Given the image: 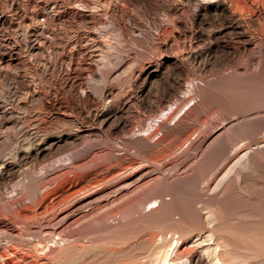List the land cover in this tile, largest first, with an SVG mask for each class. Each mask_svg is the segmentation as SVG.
<instances>
[{
	"label": "bare ground",
	"instance_id": "6f19581e",
	"mask_svg": "<svg viewBox=\"0 0 264 264\" xmlns=\"http://www.w3.org/2000/svg\"><path fill=\"white\" fill-rule=\"evenodd\" d=\"M149 4L157 5L161 14L160 18L153 20L158 19L154 22V26L150 21L152 30H149L151 26L149 27L145 13L135 14L137 11L133 9L134 5H138L136 7L145 12ZM188 9L190 10L188 12H191L190 16L187 15L189 13L186 14ZM209 22H214L215 25L220 24V29L214 32L206 30V32L204 27ZM27 23H29L28 26H26ZM67 27L75 31L66 32L64 28ZM114 31H117L118 37H114L112 34ZM263 32L264 0H253V2L249 0H54L52 3H49V0H0V98L7 99L11 97L12 92L15 95L23 90L31 92L29 98L28 96L24 98L25 104L18 103L16 108H6L0 100V201L4 202H0L2 204L0 209L11 214L13 216L11 220L15 217L21 221L27 218L29 212H45L44 215L41 213L42 217L51 213L47 218L45 217L47 222L40 221V224L47 223L42 226L40 233L49 237L47 238L49 245L54 242L52 246L48 245L50 252L46 250L48 256L53 257V261L57 257L56 253L63 250L53 247L54 244L59 243L56 241L58 238L59 241L65 242L68 240L66 239L68 236L65 235L68 229L73 231L74 228L71 227H76L75 224L80 221L94 214H102L96 220L100 224L98 230L100 232L107 231L109 234L115 225V223L109 225L111 221L120 223L130 221L133 225L131 235L128 233L127 236L125 232L127 237L125 236L124 239L118 237L126 244L125 249L111 250L107 244L110 248L108 251L96 249L99 252H95L101 258L107 256L113 259L112 264H146L149 261L150 263L153 261L151 264L154 262L156 264H264V192L262 191L264 181L260 178L261 183L255 180L256 174L259 176L261 169H264V145L258 151L256 149V153L249 152L247 148L240 160L237 158L239 169L237 167L236 173L230 171L232 178L229 174L224 175L209 194L206 192L208 190L206 186L198 193L200 174L203 179V175L206 176L211 172L218 160L222 158V161L229 156L230 147L227 149L225 145L224 132L221 134V130H217L213 135H203L204 137L199 138L196 141L198 149H203L212 141L211 146L200 156L205 166L200 167V170L192 166L193 168L191 167L189 171L186 167L188 172L181 174L185 168V163L179 164L181 161L170 167L168 173L163 172L169 153L165 154V149L161 148L162 151H159L160 138L155 142L152 141L161 131L170 132L172 126L167 125L165 122L167 119L165 121L160 119V124L158 122V126L156 125L158 129H152L153 131L150 132L149 127L155 128L156 126L152 127L153 122L158 121L167 112L169 106L180 102L181 97L178 93L181 88L176 87H180L183 81L180 78L187 74L189 68L202 75L208 70V65L213 63L221 67L222 70H219L222 72L223 70L231 71L234 74L242 70L244 71L242 73L251 72L255 74L254 76L264 74L263 58L258 59L252 69H249L247 65L240 66L238 60L242 59V56H247L250 63L254 62L258 55L253 57L252 53L256 50L261 56L264 55ZM63 39H67L66 45L72 48L71 52L66 53L63 48V50L55 48ZM181 40L184 41L180 46ZM204 40H207V44L203 46ZM57 42L60 43L57 45ZM46 48L52 49L49 60L41 58ZM23 54L29 55L31 61H26ZM115 54H124V56L122 55L115 68L113 65L114 69L102 75V71L110 67L107 65L116 58ZM236 60L239 61L238 64ZM24 70L34 77L33 80L39 81L41 86L36 85L35 90L32 91ZM85 76H89L90 81L103 77L107 83L99 93L97 87L88 84ZM187 78L191 83L193 82L189 76ZM93 82L95 83V80ZM44 83H50L51 87L46 88ZM201 84L199 87L203 85ZM195 85L193 83L190 86L191 90L188 86L190 92H197L198 86ZM208 87L210 88V85ZM192 93L189 94L193 96ZM221 94L223 95V92ZM233 97V94L229 96L232 102L230 111L225 109L224 113L228 112L226 114L235 119L245 117L244 111L250 108L245 107L246 105L244 108L243 101L241 104L237 103L238 100L235 98L238 97ZM29 100H32V106H27L26 102ZM256 102L253 103L252 110L257 108L259 111L264 108V99L256 100ZM212 103L211 99L210 104ZM226 107L228 110L229 106ZM226 107L223 106L220 111L223 112ZM33 108L38 109L37 114L31 111ZM21 109H25L27 113L18 116L17 110ZM133 110L136 111V122L132 121ZM171 115L170 112L169 116ZM149 121L152 125L147 124ZM225 129L228 140L237 141V137L243 134L252 139L260 132L261 135L264 132V120L246 119L240 121L238 125L228 124L224 127ZM177 131L181 133L180 129ZM261 139L263 138H260L259 142ZM192 140L193 138L190 141L195 143V140ZM251 142L253 144L256 140ZM156 149L158 152L153 154L152 152ZM120 152L122 154H118ZM133 157L139 160L131 162L135 160L132 159ZM128 161L130 164L123 167L126 162L129 163ZM32 163L38 164L39 168H35L39 169V172L35 169L33 171L27 169ZM151 168L157 172H150ZM59 169L62 171L60 174L57 172ZM91 170L97 173L86 179L80 177L82 173H88ZM14 181L17 182L14 184L16 186L14 193L17 192L16 196L13 194L15 197L9 194L13 189L9 191L7 189L11 188L6 186V184L12 186L13 184L10 183ZM54 184H56L55 187H53ZM250 184H252L251 187L257 185L258 189L263 186L260 192V189H256L260 194L263 192L262 195L256 193L254 187L251 188L254 189V196L258 194L254 197L251 194L252 191H249ZM260 184H262L261 187ZM44 189L47 190L42 193L41 190L44 191ZM7 191L11 197H14L13 199L5 195ZM241 193H245L244 199L235 201V196ZM154 204L156 206L147 210L149 205ZM49 207L51 210L48 212ZM253 211L259 216L256 218L257 221H252L253 224L251 223L249 228L246 221L243 222L246 225L244 229H241L242 226H236L241 221L239 219L243 218L237 219L239 222L236 221V224H231L233 222L231 221L228 225L225 221V218L229 216L238 218L239 214L243 213L251 216ZM248 214L244 219L251 220L252 217L255 219L254 214L251 217ZM34 217L38 216L34 214L32 218ZM0 219L2 220L0 221L1 236L13 228L5 219L6 222L1 217ZM13 220L12 223H14ZM39 220L38 217V222ZM25 223L28 222H22V225ZM52 223L55 225L50 227ZM16 224L18 225L17 222ZM89 224L91 225V222ZM26 225H23L24 229ZM79 229L77 231L75 228L77 233L73 231L74 234L71 231L68 232L73 236L81 237L83 231ZM27 231L24 230L25 233ZM88 232L86 230V233ZM112 232L116 233L115 230ZM31 233L29 232V236L33 239ZM103 233L106 234V232ZM18 234L21 236L20 233ZM9 235H11V241L7 245L10 247H6L5 253L9 258H12L10 255L20 257L24 264L53 262L49 260L48 263L44 257L40 259V256L39 258L31 256L36 254L27 255L29 252H25L26 255L23 253V256L18 255L23 248L17 245L19 240L17 241L18 238L13 233ZM41 236L39 235L40 238ZM25 237L27 239V236ZM113 238L114 242L118 239ZM26 239L23 240L26 241ZM63 242H61L62 245ZM67 246L64 247L67 248ZM73 247L76 246L73 245ZM28 248L27 251L30 249ZM132 248L133 250L135 248V252L131 250ZM136 248L139 249L137 252ZM32 250L34 251L33 248ZM240 250L246 251L247 254H242ZM69 252L71 254V251ZM69 252L67 251L66 255L69 256ZM58 257L57 260L60 259ZM0 264L8 263L1 261ZM63 264H72V261L63 262Z\"/></svg>",
	"mask_w": 264,
	"mask_h": 264
},
{
	"label": "rangeland",
	"instance_id": "374dc122",
	"mask_svg": "<svg viewBox=\"0 0 264 264\" xmlns=\"http://www.w3.org/2000/svg\"><path fill=\"white\" fill-rule=\"evenodd\" d=\"M58 1H62V0H58ZM250 2H253V0H249ZM52 2H54V0H49V3H52ZM231 5V4H230ZM136 6H138V5H134V7L135 8H137ZM133 8V7H132ZM135 8H133L134 9V11H137V12H135V14L136 13H138V14H142L143 15V13H145V16H146V18H147V20L149 21V27L151 26V25H153L154 24V22L156 21H158V19L157 20H155V21H153L154 19H156V18H160V16H161V14L159 13L160 11H159V8H158V6L157 5H155V4H149L148 5V8H147V10L144 12V10L143 9H139V8H137V9H135ZM153 10V11H152ZM158 11V12H157ZM188 11H190L189 9L187 10V12H186V14L187 13H189ZM191 13V12H190ZM190 13L189 14H187L188 16H190ZM160 15V16H159ZM153 17V19H152V17ZM156 16V17H155ZM155 17V18H154ZM162 18V17H161ZM150 21H152L151 23H150ZM209 23H212V24H209ZM205 27H204V29H205V31L207 30L208 32H210V31H212V32H214V31H217V30H219L220 29V24H218V23H216V25H215V23L214 22H209ZM151 24V25H150ZM29 25V23H27V25L26 26H28ZM154 26V25H153ZM209 26V27H208ZM70 28V27H69ZM68 27L67 28H64V30L67 32H69V31H71L72 33L75 31V29H69ZM152 28V26L149 28V30H152L151 29ZM212 28V29H211ZM206 31V32H207ZM113 35H114V37L115 36H117L118 37V35H116L117 34V31H114V33H112ZM263 36H264V32H263ZM115 41V40H114ZM184 40H181V41H179L180 42V46L182 45V42H183ZM67 42V39L65 40V39H63L62 40V44L60 43V42H57V45L60 43V45H56L55 44V46H57V47H55V48H60L61 50H63L64 49V51L66 52V53H69V52H71L72 51V48L69 46H67L66 43ZM117 42V41H116ZM263 43H264V40H263ZM262 43V46L264 47V44ZM207 44V40H204L203 41V43H202V45L204 46V45H206ZM63 48V49H62ZM257 51V50H256ZM256 51H254V53H252L253 54V57H256L257 55L259 56H257L256 58H255V61L254 62H252V63H250V61L248 60V57L247 56H242L241 58L242 59H238L239 61H237V64H238V62H239V65L240 66H242V67H244V66H248V68L249 69H252V67H254V65L255 64H257V62H258V59H260V58H263V60H264V55H260L258 52H256ZM256 52V53H255ZM51 53H52V49H49V48H46V51H44L43 53H42V55H41V58H43V59H46L47 58V60H49V56H51ZM258 53V54H257ZM118 55H119V58H118ZM123 56H124V54H122ZM121 54H115V56H116V58H114L116 61H114V59H112L113 61H111L110 63L112 64V65H110V63H109V65H107V66H110V67H106V69H104L103 71H102V75H106V73L110 70L111 71V69H114L115 67H116V65L119 63V60H121V57H123ZM256 55V56H255ZM23 56H24V58H25V60L26 61H28V62H30L31 61V57L29 56V55H27V54H23ZM246 57V58H245ZM118 60V61H117ZM249 62H248V61ZM242 61V62H241ZM114 63V64H113ZM248 63V64H247ZM250 63V64H249ZM213 63H211V64H209L208 65V67H207V71H205V73H203L202 75L198 72V73H195V72H197V71H195L194 72V70H189L188 69V72L190 73V75H189V73L187 72V74L185 73L184 74V76H185V78H184V76L182 77V78H180V79H182L183 81H182V83H180V87L179 86H177L176 88H181L180 90H179V93H178V96L179 97H181V100H180V102H177V105H176V103L175 104H173L172 106H169V108L166 110L167 112L164 114V115H162L161 116V118H159V120L158 121H156V122H153V125H152V122L151 121H149L147 124L148 125H152V127L153 126H158V122H159V124H160V119H162V121H165L166 119V121L165 122H167V125L169 126V127H171V129L172 130H170V132L168 131V133H167V131L166 130H164V131H161L160 133H158L156 136H157V138L155 137L152 141L153 142H155V141H157V139H161V143H160V146L158 147L159 148V151H162L163 149H165L164 151H165V154L167 153H169L168 155H169V159L167 160V164L165 165V167H164V171L163 172H169L170 171V169L173 167V166H175L176 164L175 163H177L178 164V162H180L181 161V163H179V164H182V163H185L184 165V169H183V172L181 171V174H184L185 172L187 173L190 169H192L193 167L192 166H194V167H198L197 169L198 170H200L201 168L200 167H202V166H205V162L203 161V159L200 157V156H202L203 154V152H205L206 151V149L208 148V147H210L211 146V144H212V141H210L207 145H206V147H204L203 149H198L197 148V142L196 141H198V139L199 138H202V137H204V136H210V135H213L217 130H221V134H222V132H224L223 133V136L225 135V137H226V143H225V145L227 146V149L230 147V149H228V152H230V153H228V157L226 156L225 158H226V161H225V158L221 161V159L220 160H218L217 161V163H215L214 164V166H213V170H211V172H209V173H207V175L206 176H204L203 175V179H204V177H205V179L203 180L202 179V174H200L201 172H198L200 175H201V180H200V182H201V186H200V182H199V187H198V193L199 192H201V190L202 189H204V187L206 186V188L208 187V190H206V192H207V194H209L210 192H211V190H212V188H214V186L217 184V182H219V180L221 179V178H223L224 177V175L225 176H228V174H229V176L231 177H233V175H231V173H236L238 170H237V167H238V169H239V166H238V160H240V158L242 157V155H244V152H246L247 151V148H248V151L249 152H255L256 153V149H257V151L259 150V148L260 147H262L264 144H263V142H264V135H263V133L264 132H262V135H261V132H260V134H257L254 138H252L251 139V137L250 136H248V135H245V134H243L242 136H244V137H242V136H238L237 137V141H235V140H228V138H227V134L228 133H226L225 131H226V129L224 130V127L225 126H228V124H236V125H238L239 123H240V121L242 122V120L243 121H245L246 119L247 120H252V119H262V120H264V108H262V109H259V111L257 110V108L253 111L252 110V106H253V103L254 102H256V100H261V99H264V74H260L259 76H254L253 74H251V72H249V74H248V72H247V74H246V72L245 73H242V72H244V71H240V72H235L234 74H233V72H229V71H224L223 70V72L222 71H220V70H222V69H220L219 67H217L215 64H213L214 65V67H213V65H212ZM113 65H114V68H113ZM252 65V66H251ZM108 68V69H107ZM218 68V69H217ZM220 69V70H219ZM219 71V72H216V71ZM27 70H24V72H25V75L27 76V81H28V83L29 84H31V86H32V91L33 90H35L34 88H35V86L36 85H39V86H41V84L39 83V81H37V80H33V76L32 75H30V73L28 72V75H27V72H26ZM250 71V70H249ZM195 74H194V73ZM213 72V73H212ZM229 72V73H228ZM224 73V74H223ZM226 73V74H225ZM231 73V74H230ZM240 73V74H239ZM198 74H200V75H198ZM222 74V75H221ZM246 74V75H245ZM221 75V76H220ZM230 75V76H229ZM232 75V76H231ZM233 75H235V76H233ZM242 75V76H241ZM244 75V76H243ZM250 75V76H249ZM253 75V76H252ZM187 76H189V78H191V80L193 81L192 83H191V81L190 80H188V78H187ZM190 76H192V77H190ZM201 76V77H200ZM203 76H205V77H203ZM212 76V77H211ZM216 76V77H215ZM218 76V77H217ZM225 77L224 79H223V77ZM240 76H241V78H240ZM246 76H248V78L246 77ZM89 76H85V79H86V81L88 82V84L90 85L91 84V86H95V88L97 89V91L100 93L101 91H102V89L105 87V85H106V80H105V78H96V79H94L95 80V83L93 82L94 80L93 79H91V81H90V78H88ZM105 77V76H104ZM215 77V78H214ZM220 77H222V78H220ZM228 77V78H227ZM244 77H246L245 79H244ZM203 78V79H202ZM218 78H220V79H218ZM238 78V79H237ZM210 79H212L211 81H210ZM214 79V80H213ZM217 79V80H216ZM230 79V80H229ZM232 79H233V81H232ZM241 81H240V80ZM248 79H250V80H248ZM255 79H256V81H255ZM89 80V81H88ZM195 80V81H194ZM197 80V81H196ZM207 80V81H206ZM222 80H224V81H222ZM239 80V81H238ZM33 81H36L35 83L33 82ZM105 81V82H104ZM231 81V82H230ZM246 81V82H245ZM184 82V83H183ZM208 82V83H207ZM236 82V83H235ZM238 82V83H237ZM240 82H242L241 84H240ZM245 82V84H243ZM253 82H255V83H253ZM258 82H259V84H258ZM262 82V83H261ZM190 83H191V85H190ZM193 83L194 84H196L195 86L197 87H199L200 86V84L202 85L201 87H197V92H194V93H192V91L190 92V90L192 89L190 86H192L193 85ZM204 83H207V84H205L204 85ZM250 83V84H249ZM187 84H189V85H187ZM216 84V85H215ZM222 84V85H221ZM207 85V86H206ZM208 85H210V88L208 87ZM212 85V86H211ZM220 85V86H219ZM244 87H243V86ZM44 86L47 88V87H51V84L50 83H44ZM188 86H189V88H190V90H189V88H188ZM219 86V87H218ZM230 86V87H229ZM206 87V88H205ZM207 87H208V89H207ZM213 87H215V88H213ZM223 87V88H222ZM231 87H233V88H231ZM246 87V88H245ZM200 88L202 89V90H200ZM222 88V89H221ZM243 88V89H242ZM255 88H257V89H255ZM101 89V90H100ZM127 89V88H126ZM188 89V90H187ZM219 89H221L220 91H219ZM225 89V90H224ZM236 89H237V92H236ZM254 89V90H253ZM204 90V91H203ZM209 90H211V91H209ZM214 90V91H213ZM217 92H216V91ZM242 90V91H241ZM256 90V91H255ZM200 91H201V93H200ZM223 92V95L221 94L222 92ZM231 91V92H230ZM233 91V92H232ZM244 91V92H243ZM250 91V92H249ZM212 92V93H211ZM215 92V93H214ZM219 92V93H218ZM224 92H226V94L224 95ZM257 92H259V93H257ZM189 93H192V94H194L193 96L191 95V94H189ZM196 93V94H195ZM211 95H210V94ZM233 94V98H235V97H238V98H235L236 100H238L237 101V103H239L240 102V104L242 103V101H243V107H244V105H246L245 107H249L250 109H248V111L246 112V111H244L245 113V117H241V118H234V117H230V116H228L226 113H228V112H226V113H224V111H225V109H226V111H230L229 109H231V105L230 104H232V102H231V100L229 99V96L230 95H232ZM237 93V94H236ZM246 93V94H245ZM248 93V94H247ZM254 93V94H253ZM14 94V95H13ZM30 94H31V92H26V90L24 91H21V93H19V94H17V95H15V93H11L10 94V96L11 97H7V99L6 98H4V99H2V98H0V100H1V102L3 103V106L4 107H6V108H16L19 104H25V100H24V98H26L27 96H28V98H29V96H30ZM207 94H209V95H207ZM196 95V96H195ZM197 95H200V96H197ZM206 95H207V97H206ZM212 95H214V96H212ZM216 95H218V97H216ZM255 95V96H254ZM260 96V97H258V96ZM262 95V96H261ZM202 96V97H201ZM210 96H211V99H212V104H210V102H211V99H210ZM244 96V97H243ZM247 96V97H246ZM252 96V97H251ZM192 97V98H191ZM198 99H197V98ZM201 97V98H200ZM209 97V98H208ZM222 97H226L225 99H223ZM241 97V98H240ZM151 98H152V96H151ZM195 100H194V99ZM243 98V99H242ZM248 98V99H247ZM183 99V100H182ZM197 99V100H196ZM206 99H209V100H207L208 101V103H206V104H208V105H206L205 104V102H207L206 101ZM228 99V100H227ZM254 99V100H253ZM32 101V100H31ZM30 100L28 101V102H26L27 103V106H32V102H31ZM217 101H219L218 103H217ZM222 101V102H221ZM226 102V106H229L228 107V110H227V107L225 106V102ZM246 101V102H245ZM248 101V102H247ZM197 102V103H196ZM200 104H199V103ZM215 102V103H214ZM19 103V104H18ZM180 103V104H179ZM217 103V104H216ZM220 103V104H219ZM229 103V104H228ZM256 103H258V102H256ZM202 104V105H201ZM215 104V105H214ZM249 104H252L251 106L249 105ZM204 105V106H203ZM173 106H174V108H173ZM206 106V107H205ZM219 106V107H218ZM223 106L224 107H226V108H224V110H223V112L222 111H220V110H222L223 109ZM176 107V108H175ZM208 107V108H207ZM216 107H217V110H216ZM220 107H222L221 109H220ZM244 107V108H245ZM172 108V109H171ZM204 108H205V110H204ZM213 108V109H212ZM196 109V110H195ZM219 109V110H218ZM24 110V111H23ZM21 109V110H17V114H18V116H21V115H24V114H26L27 112H25L26 110L25 109ZM173 110V111H172ZM191 110V111H190ZM260 110H261V112H260ZM31 111H33L35 114H37V112H38V109L37 108H33ZM219 111V112H218ZM19 112V113H18ZM136 111L135 110H133V118H132V121L133 122H136L137 121V119H136V117L135 116H137L136 115V113H135ZM172 113V115L171 116H169V113ZM215 112V114H213ZM221 112V113H220ZM259 113V114H258ZM220 114V115H219ZM224 114V115H223ZM247 114V115H246ZM166 115V116H165ZM214 115V116H213ZM218 115H219V117H218ZM222 115V116H221ZM226 115V116H225ZM260 115V116H259ZM263 115V117H261ZM164 116V117H163ZM167 116H169V117H167ZM174 116V117H173ZM215 117V118H214ZM224 117V118H223ZM230 117V118H229ZM228 118V119H227ZM250 118V119H249ZM252 118V119H251ZM227 119V120H226ZM235 119V120H234ZM241 119V120H240ZM171 121V122H170ZM178 124V123H180V124H176V123ZM213 122V123H212ZM216 122V123H215ZM155 124V125H154ZM157 126L154 128H151V126H149L150 127V132H152L154 129H158L157 128ZM177 129V130H181V133H180V131H177L175 128ZM179 128V129H178ZM153 129V130H152ZM173 130H176V131H174L173 132ZM223 130V131H222ZM159 131V130H158ZM172 131V132H171ZM179 132V133H178ZM149 133V132H148ZM194 133H195V135H194ZM147 134V132L145 133V135ZM179 134V135H178ZM204 135V136H203ZM260 135V136H259ZM247 136V137H246ZM196 137H197V140H196ZM189 138V139H188ZM191 138H193V140H195V143H193V142H191L190 140H191ZM242 138V139H241ZM256 138V139H255ZM260 138H263V139H261L260 140V142H259V139ZM159 139V140H160ZM164 139V140H163ZM163 140V141H162ZM192 140V141H193ZM251 140L252 141H254V140H256V142H253V144H252V142H251ZM187 141H188V143H187ZM233 141H235V142H233ZM250 141V142H249ZM227 142H228V144H227ZM258 142V143H257ZM257 145H256V144ZM190 144V145H189ZM192 144H193V146H192ZM195 144V145H194ZM231 144H233V145H231ZM230 145V146H229ZM249 145L251 146L250 148H249ZM256 145V146H255ZM259 145V146H258ZM191 146V147H190ZM233 147V148H232ZM242 147H244L243 149H242ZM157 148V149H158ZM160 148L162 149V150H160ZM182 148V149H181ZM186 148V149H185ZM194 148V149H193ZM253 148V149H252ZM155 150V151H153L152 153L153 154H155V153H157L158 152V150ZM196 149V150H195ZM234 149V150H233ZM186 150V151H185ZM195 150V151H194ZM205 150V151H204ZM236 150V151H235ZM251 150V151H250ZM201 151V152H200ZM231 151H232V153H231ZM173 152V153H172ZM234 152V153H233ZM236 152V153H235ZM238 152H239V154H238ZM152 153H150V154H152ZM164 153V152H163ZM190 153V154H189ZM118 154H122V152H120V153H118ZM171 154V155H170ZM181 154V155H180ZM235 154H236V156H235ZM189 155V156H188ZM196 155V156H195ZM231 155V156H230ZM234 155V156H233ZM191 156H193V157H191ZM66 157V156H65ZM191 157V158H190ZM229 157H231V158H229ZM235 157V158H234ZM67 158V157H66ZM65 158V159H66ZM187 158V159H186ZM193 158V159H192ZM195 158V159H194ZM202 160H201V159ZM237 158H238V160H237ZM134 161H131V162H136V161H138L139 159H137V157H133L132 158ZM186 160V162H184L185 160ZM228 159V160H227ZM229 159H231V160H229ZM189 160V161H188ZM190 160H191V162H190ZM183 161V162H182ZM221 161V162H220ZM237 161V162H236ZM129 162V161H128ZM193 162V163H192ZM67 163V162H66ZM196 164V166H195V164ZM234 163H235V165H234ZM263 163V162H262ZM130 164V162L129 163H125L124 164V166L123 167H127L128 165ZM191 164H194V165H191ZM216 164H219V165H216ZM236 166V167H234V166ZM263 165H264V163H263ZM56 166V165H55ZM108 166V165H107ZM107 166H105V167H107ZM189 166V167H188ZM35 167H38V164L37 165H35L34 163H32V164H30V165H28V170H31V171H33L34 169L37 171V172H39V169H37V168H35ZM171 167V168H170ZM186 167H187V170L188 171H186ZM192 167V168H191ZM233 167V168H232ZM263 167V166H262ZM39 168V167H38ZM232 170H231V169ZM236 168V169H235ZM229 169V170H228ZM236 171H235V170ZM151 171L150 172H152V173H154L156 170L154 169V168H151L150 169ZM197 170V171H198ZM216 170V171H215ZM234 170V171H233ZM230 171H231V173H230ZM57 172H58V174H60L62 171H60V169H59V171L57 170ZM157 172V171H156ZM155 172V173H156ZM97 172L96 171H93V170H91V171H89L88 173H82L81 175H80V177L82 176V177H85L84 179H86V178H88V177H91V176H93L94 174H96ZM213 174V175H211V174ZM227 175H226V174ZM71 175V174H70ZM69 175V176H70ZM84 175V176H83ZM212 176V177H211ZM223 176V177H222ZM256 176L257 177H255V180H256V182H257V180L258 181H260V180H262L263 179V181H264V178H263V176H264V169H261V172L259 173V176H258V174H256ZM71 178H72V176H70ZM81 177V178H82ZM231 177V178H232ZM207 178V179H206ZM259 178H260V180H259ZM207 182H206V181ZM254 180V179H253ZM17 181V180H16ZM16 181H14L13 183H10V184H13L12 186H10L9 184H6V186L8 185L9 187H7V188H11V189H7V190H9V191H11L12 189L14 190V188L16 187V186H14V184H17V182ZM262 181V182H263ZM256 182H253L254 184H256ZM207 183V184H206ZM259 183H261V181L259 182ZM253 184V185H254ZM261 185L262 184H260V187H261ZM56 186V184H54L53 185V187H55ZM210 186V187H209ZM252 186V184H250V187H249V191L251 192L252 191V193L251 194H253L254 192H253V190L254 189H251V188H254L255 187V192L257 193L258 191H256V189H258L257 187V185L256 186H253V187H251ZM13 187V188H12ZM53 187H51V188H53ZM43 188V187H42ZM260 189V188H259ZM258 189V190H259ZM261 189H263V186L261 187ZM261 189L259 190V192L261 191ZM11 191V193H9L8 191L5 193V195L7 196V197H11V195H9V194H15V196H16V193H14L16 190H14V191ZM45 190H47V189H44V191L43 190H41V192L43 193V192H45ZM263 192H264V189L262 190ZM258 192V194H260ZM263 192H261V194L260 195H262V193ZM9 193V194H8ZM8 194V195H7ZM242 194V193H241ZM238 194L237 196H235V201H239L240 199H244L243 198V195L245 194ZM258 194H256L257 196H258ZM264 194V193H263ZM240 195V197L238 198V196ZM255 195V196H256ZM14 196V195H13ZM14 196V197H15ZM253 196H254V194H253ZM254 196V197H255ZM14 197H11L10 199H13ZM233 199V200H234ZM0 202H3L2 200L0 201ZM4 203V202H3ZM1 203H0V207H1ZM152 206H156L155 204L154 205H149L148 207H147V210H149ZM149 208V209H148ZM51 210V207H49V210H48V212ZM255 211H253V213L251 212V216H256L255 217V219H253V217L252 218H250L251 220H249V218H245L244 219V217H246V215L248 214H246V213H243L242 215L241 214H239L240 216H242V217H240V216H238V218L236 217V216H232L231 214V216L232 217H228V218H225L226 220L225 221H227L226 223L229 225L230 224V222L231 221H233V222H231V224H236L237 222H239V220H241L239 223H237V225L236 226H239V227H241V229L243 228L244 229V227L246 226V225H248L247 226V228H249V226H251V223L253 224V222L256 220V218H258V213L257 212H255ZM0 217L4 220H6L7 221V223L8 224H10V225H12V230L10 231V232H8L7 234H3V235H1L0 236V255H2V256H0V262L2 261V263L3 262H7L8 264H24L23 262H21L22 260H20V257H18V258H16V257H14V256H12V255H10V257H12V258H9V256H7L5 253L7 252L6 251V247L8 248V247H10V245H7L8 244V242H10L11 241V235H9V234H11V233H13L14 234V236H16V238H18L17 239V241H18V243H17V245L18 246H20V247H22L23 249L22 250H24L23 252H21L22 250H20V254L18 253V255H20L21 256V254H22V256L24 255L23 253H27V252H29L27 255H31V254H36V255H31V256H36V258H37V256H38V258H39V256H40V259H42V257H44V258H46L47 260V262L50 260V261H53V257L52 256H48V254H47V251L46 250H48L49 248H48V245H49V243H48V241H47V238H49L47 235H45V234H43V233H40L41 231H40V229H42V226L43 225H46L47 223V221H46V218H47V216L48 215H50V214H48V215H45L44 217H42L44 214H45V212H41V213H34L36 216H38L39 217V222H38V217L37 218H35L34 217V219L32 218L33 216H34V214L32 213H28L27 215L28 216H26L27 218H24V219H22V221L21 220H19V219H15V217L12 219L13 221H14V223H12V220H11V217H13V216H11V214H7V212H3V210H1L0 209ZM3 214V215H2ZM5 214V215H4ZM6 214H7V216H6ZM38 214H41V215H38ZM245 214V215H244ZM254 214V215H253ZM257 214V215H256ZM9 215V216H8ZM30 215V216H29ZM102 214H100V215H97V214H94V215H92V216H90V217H88V218H86V219H84V221H83V223H82V221H80L79 223L81 224H79V223H77V224H75L76 225V227L75 226H73V227H71V228H74L73 229V231H74V233H77V232H75L77 229H79V228H81V229H79L80 231L82 230L83 232H82V236L81 237H76L75 235L73 236L70 232H68V231H71L72 233H73V231H72V229L71 230H67L66 232H67V234L65 233V235L66 236H68V237H66V239H68V240H65V242H63V241H59V238H58V240H56V239H54V238H51L52 240L54 239V240H56V241H58L59 243L57 244L58 246H59V248H56V247H58L57 245H53V247H55V249H63V250H60V251H56L57 253H56V256L58 257L59 255L60 256H62L63 254H65V255H63L62 257H58V258H60V259H62V261L60 260V259H58V260H60V261H58L56 258V260L54 259V263L53 262H51L50 264H55L56 262L57 263H59V264H63V262L64 263H69V262H71L72 261V264H112L113 262V259H109L107 256H104V255H106V254H102L104 257H100L99 255H98V253L97 252H99L100 251V249L102 250V251H104V249H105V251H108V250H110V248H111V250H120V249H122V248H124L125 249V247H127V246H125L126 244H124V241H121V239H124L125 238V236H126V233H127V236H128V233L130 234V232L132 231L133 232V230L131 229L132 228V224H130V221H123V222H112L111 221V223L109 224V225H114V223H115V225L113 226L114 227V229L112 230V231H114L115 230V232L116 233H114V232H112L111 230H110V233H112L111 235H110V233L108 234V232L107 231H103V232H106V234L105 233H103L102 231V233L100 232V231H98L100 228H99V226H100V224L99 223H97V218L99 217V216H101ZM94 216V217H93ZM248 216H250V214H248ZM250 216V217H251ZM5 217V218H4ZM45 218L44 220H42V218ZM233 217H234V219L236 218V220H234L233 219ZM233 220H232V219ZM239 218H243V219H239ZM26 219H27V221H26ZM32 219H33V221H32ZM37 219V220H36ZM231 219V220H230ZM237 219H239V220H237ZM248 219V220H247ZM253 219V220H252ZM4 220V222H6ZM15 220H17L16 222L18 223V225L16 224V222H15ZM24 220V221H23ZM29 220V221H28ZM34 220L36 221V222H38V223H34ZM87 220H90V221H87ZM0 221H2L1 219H0ZM40 221H46L44 224H40ZM237 221V222H236ZM244 221H246L245 223H246V225H245V223H243ZM253 221V222H252ZM257 221V220H256ZM22 222H28L29 224H32L31 226L28 224V223H25V224H27L29 227H27V225L26 226H24L25 227V229L23 228V225H25V224H23L22 225ZM41 222V223H42ZM91 222V225L89 224ZM236 222V223H235ZM250 224H249V223ZM124 223V224H123ZM128 223V224H127ZM168 223H172L171 221H168ZM174 223V222H173ZM15 224L17 225V226H15ZM34 224V225H33ZM82 224H83V226H82ZM117 224V225H116ZM123 224V225H122ZM125 224L128 226H125ZM165 224H167V222L165 223ZM53 225H55L54 223H52L51 225H50V227H53ZM130 225V226H129ZM245 225V226H244ZM38 226V227H37ZM80 226V227H79ZM86 226V227H85ZM88 226H90V227H88ZM118 226V227H117ZM125 226V227H124ZM230 226H233V225H230ZM33 227V228H32ZM120 227V228H119ZM16 228V229H15ZM17 228H18V230L20 231H18L17 230ZM31 230V231H29V229ZM39 230H38V229ZM75 228H76V230H75ZM119 228V230H117ZM127 228H130L131 230H128ZM27 229H28V231H27ZM36 229H37V231H36ZM90 229V230H89ZM122 229V230H121ZM24 230L25 231H27L26 233L24 232ZM33 230V231H32ZM86 230L87 231H89V232H91L92 230H94L93 232H91L90 234V236L87 238V235H89V232L88 233H86ZM117 230V231H116ZM120 230H121V233H120ZM143 230V229H142ZM147 230V229H146ZM148 230H149V228H148ZM12 231H14V232H12ZM18 231V232H17ZM39 231V232H38ZM78 231V230H77ZM128 231V232H127ZM29 232L31 233L30 235L33 237V239L29 236ZM85 232V236L83 235V233ZM98 232V233H97ZM123 232V233H122ZM126 232V233H125ZM17 233V234H16ZM18 233H20V235L21 236H19V234ZM28 233V235H25V234H27ZM70 235H69V234ZM73 233V234H74ZM92 233H95L94 235L92 234ZM16 234V235H15ZM24 234V235H23ZM97 234V235H96ZM99 234V235H98ZM101 234V235H100ZM123 234V235H122ZM135 234H137L136 232H135ZM9 235V236H8ZM23 235V236H22ZM39 235L41 236V238L39 237ZM43 235H45L44 237H45V239H43L42 237H43ZM65 235H62V236H65ZM112 235H113V237H116V238H118V237H120V238H118V239H116L117 241L116 242H114L115 241V239L112 237ZM116 235V236H115ZM118 235V236H117ZM119 235H121V236H119ZM131 235V234H130ZM7 238H9V239H7ZM25 236H27V239H26V237ZM30 237V239H28L29 237ZM35 236V237H34ZM97 236H99V237H97ZM102 236V237H101ZM109 236V237H108ZM126 236V237H127ZM58 236H56V238H57ZM74 237V238H73ZM83 237H85L84 239L85 240H83ZM108 239H107V238ZM110 237H112L113 238V240H111L112 238H110ZM15 238V239H16ZM36 238V239H35ZM71 238L73 239L72 241H71ZM103 238V239H102ZM4 239V240H3ZM23 239H26V241L28 242H26L25 240H23ZM31 239H32V241H31ZM41 239H43L44 240V242H43V240H41ZM76 239V240H75ZM94 239V240H93ZM106 239V240H105ZM120 239V240H119ZM1 240L3 241V242H1ZM46 240V241H45ZM78 240H80V242L78 241ZM96 240V241H95ZM99 240V241H98ZM108 240V241H107ZM111 240V241H110ZM36 241H38V242H36ZM92 241H94V242H92ZM102 241V243H100ZM115 243H113V242ZM119 241V242H118ZM24 242H26L25 244H21V243H24ZM61 242H63V245H62V243ZM69 242H71V243H69ZM75 242V243H74ZM118 242V243H117ZM123 242V243H122ZM131 242H132V240H131ZM2 243V244H1ZM4 243V244H3ZM6 243V244H5ZM37 243L39 244V245H37ZM54 243V242H53ZM53 243H51L49 246H52V244ZM65 243V244H64ZM67 243V244H66ZM80 245H79V244ZM122 243V244H121ZM128 243H130V241L128 242ZM10 244V243H9ZM28 244H29V246H28ZM35 244V245H34ZM93 244V245H92ZM97 244H98V246H97ZM110 247H108L107 245ZM122 245V247H121V245ZM124 244V245H123ZM41 245V246H40ZM44 245V246H43ZM70 246V247H68V246ZM73 245L74 246H76V247H73ZM90 247H89V246ZM101 245V246H100ZM102 245H103V247H102ZM119 245H120V247H119ZM4 246V247H3ZM23 246H27V247H23ZM62 246L64 247H66L67 246V248H62ZM79 246V247H78ZM82 246H83V248H82ZM105 246V247H104ZM107 246V247H106ZM118 246V247H117ZM30 249H29V248ZM45 247V248H44ZM61 247V248H60ZM71 247H73V248H71ZM84 247H87V248H84ZM93 247V248H92ZM100 247V248H99ZM115 247V248H114ZM117 247V248H116ZM25 248V249H24ZM27 248L29 249V251H27ZM32 248L34 249V251L32 250ZM36 248H38L37 250H36ZM72 250H71V249ZM98 248V250H96ZM108 248V249H107ZM140 248V247H139ZM80 249V250H79ZM82 249V250H81ZM87 249V250H86ZM2 250H4L3 252H2ZM8 250V249H7ZM30 250H31V252H30ZM36 250V251H35ZM50 250V249H49ZM48 250V253L50 252ZM69 252V251H71V254H70V252L68 253V254H70L69 256H72V257H69L68 255H66L67 254V251ZM76 250V251H75ZM91 251L90 253L92 254H90L89 253V251ZM133 252H135L134 250H135V248H134V250H133V248L131 249ZM130 250V253H132V251ZM139 249L138 248H136V252L138 251ZM63 251V252H62ZM64 251H66L65 253H64ZM75 251V252H74ZM83 251V252H82ZM88 252V253H85V252ZM93 251H94V253H93ZM95 251H97V252H95ZM241 251V250H240ZM240 251H239V253H240ZM63 254H62V253ZM78 252V253H77ZM5 255H4V254ZM26 253H25V255H26ZM55 253V252H54ZM59 253H61V254H59ZM73 253V254H72ZM241 253L242 254H247V252L246 251H241ZM45 254H46V256H45ZM76 254V255H75ZM52 255V254H51ZM75 255V256H74ZM95 255H96V257H95ZM101 255V256H102ZM48 256V257H47ZM54 256V255H53ZM66 256V257H65ZM83 256H85L84 257V259H83ZM64 257V258H63ZM68 257V258H67ZM95 257V258H94ZM43 258V259H44ZM101 260H100V259ZM64 259H65V261H64ZM68 259H70V260H68ZM85 261V263H84V261ZM86 259H87V261H86ZM93 259H95L94 261H93ZM99 259V260H98ZM11 260H12V263H11ZM91 260V261H90ZM49 261V262H50ZM78 261V262H77ZM83 261V262H82ZM98 261V262H97ZM103 261V262H102ZM109 261V262H108ZM48 262V263H49ZM61 262V263H60ZM100 262V263H99ZM115 262V261H114ZM153 262V261H152ZM151 262V263H152ZM56 263V264H57ZM147 263H150V261L149 262H147ZM146 263V264H147ZM150 263V264H151ZM153 264H156L155 262L153 263Z\"/></svg>",
	"mask_w": 264,
	"mask_h": 264
}]
</instances>
